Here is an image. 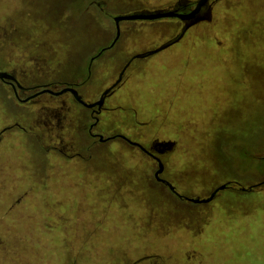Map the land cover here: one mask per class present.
<instances>
[{
    "label": "rangeland",
    "instance_id": "1",
    "mask_svg": "<svg viewBox=\"0 0 264 264\" xmlns=\"http://www.w3.org/2000/svg\"><path fill=\"white\" fill-rule=\"evenodd\" d=\"M176 1L0 0V66L43 61L50 80L82 81L91 56L115 38L116 16ZM120 27L81 88L88 101L132 56L181 31L169 20ZM106 104L114 108L99 133L176 142L161 157L162 178L181 195L264 181V0H221L182 42L135 59ZM80 112L77 104L73 119ZM44 118L0 83V130L16 121L35 129L6 133L0 147V264H264V185L194 204L157 183V164L118 140L65 137L83 158L45 153L47 138H29L43 137Z\"/></svg>",
    "mask_w": 264,
    "mask_h": 264
},
{
    "label": "flooded vegetation",
    "instance_id": "2",
    "mask_svg": "<svg viewBox=\"0 0 264 264\" xmlns=\"http://www.w3.org/2000/svg\"><path fill=\"white\" fill-rule=\"evenodd\" d=\"M198 1L199 0H178L174 3L169 4L167 7H160V8H156V9H148L147 8L145 10L136 11L134 13L174 11V12H178V13L188 14L196 7ZM220 1L221 0H208L207 3L202 7L200 13H198L196 15V17L194 19H191V20H180L179 18L171 17V18H162V19L151 20V21L139 20L137 22L152 23V22H157V21L169 20L171 22L173 21V23L174 22L178 23L181 31H183L186 27H188V25H190L192 23L191 26L184 33L183 37L178 41V42H182L184 40L185 34L190 29H192L195 26L200 25L206 21H210L214 6ZM181 31H180V33H181ZM175 38H173V39H175ZM173 39H171V40H173ZM171 40H168V41L162 43L161 45H163V44H165ZM117 42L115 43V45L117 44ZM178 42H176V43H178ZM173 44H175V43H173ZM110 45L104 47L103 48V49H105L104 51H102L103 49H100L97 54L91 56L90 62H89V68L87 70L88 74H87V76L84 77V79L82 81H80L78 79H74L73 81H70L71 79L70 80H54V81L50 80V78H51L50 72H45L41 68V64L44 63L43 61H36V63L34 61L33 64H31L33 60L28 59L27 60L28 62H27V64L24 65V67L21 66V61L19 64H17L16 61L10 63V65H9L10 67H1L0 66V72L6 73L8 75L7 77H5L3 79L0 78V83L5 85L7 87V89H9L11 91L13 97L15 98V100L19 104H28L31 107H34L35 110L43 112L44 117H45L44 119H46V121L44 122L46 129L42 130L44 132V134H42L43 137H41L39 134L30 136L31 131L34 128L30 127L29 129H27L26 127H24L22 125V123L17 122V121L15 123H13L12 125H7V126L3 127L0 130V147L2 145H4L5 142L8 141L7 138L4 137V135L6 133L14 131V129L23 131L27 134L29 133L30 135H28V136H30L29 138L31 140L35 139V141H36L38 139L42 140L43 138H45V139L47 138L49 140L48 141L49 143H48L47 148L45 150H43L45 153H47V154H49V153H60L64 157H68V158H83L85 151L82 150V152L69 153V152L73 151V149H72L73 145H71V143H68V142L66 143L65 137H88L89 139L93 140V142L97 141L100 144H106V143L118 140V141H120L126 145H129L131 147L138 149V151H140L141 153H143L147 157L151 158L157 164V168H158V163H157L155 158L159 157L161 159V157L173 152L175 149V145H176L175 141H174L175 145H174L172 150H163V152L160 153L157 151V149H160V148H156L155 143L158 141H167V140L155 139V140L151 141L150 145L145 146L142 143H140L136 140H133L132 138H130V136H127L124 134L115 133V134H110V135H104L103 133H99L97 131V128L99 127V124L101 121V117L103 115H105L106 111L114 108L111 106V104H106V101L108 99H111L116 94V91L123 85L124 76H125L129 67L125 71V73L122 77V80L119 82V84L114 86L112 88V90L109 92V94L106 96L104 104L100 109L98 108V106L93 107V108H88V107L84 106L82 103L77 101L75 99V97L72 95V93L69 91L64 92L62 94H59V95L55 94L57 92L62 91L63 89L73 88L79 93V95L83 98V100L86 103L97 102L101 98L103 92L106 89L112 87L117 80L114 83H112L110 86L105 88V90H103L102 93L100 94L99 98L95 101L86 100L84 98V96L81 94V88L85 87V85H87V83L89 81H91V79L93 77L94 62L96 61V59L101 57L105 51L111 49V48H108ZM172 45H170V46H172ZM146 52H148V51H145L143 53H146ZM139 54H141V53H139ZM131 58H133V56ZM144 58H146V57H144ZM23 68H27V69H23ZM120 73H119V75H120ZM119 75H118V77H119ZM118 77H117V79H118ZM38 78H40V80H38ZM32 79H34V80H32ZM77 104L83 106L87 110V113L80 112V114L81 113L82 114L79 115L78 118H76L77 121L79 120V122H77L75 119H73L74 114L72 113V110L74 108H76ZM73 120L76 123H74ZM34 131H35V129H34ZM101 137H102V139H101ZM133 143L140 144L141 146H143L145 148V150H143L138 145H135ZM162 174L160 175L161 178H162ZM156 182L167 187L165 184H163L161 182H158V181H156ZM227 183H230L231 188H236L237 185L235 183H239V182L230 181ZM170 192L173 195H175L172 191H170ZM179 199H181V198H179ZM182 200H184V199H182Z\"/></svg>",
    "mask_w": 264,
    "mask_h": 264
},
{
    "label": "water",
    "instance_id": "3",
    "mask_svg": "<svg viewBox=\"0 0 264 264\" xmlns=\"http://www.w3.org/2000/svg\"><path fill=\"white\" fill-rule=\"evenodd\" d=\"M207 1L208 0H199L197 2L196 7L188 14L178 13V12H174V11H158V12H148V13H146V12H138V13H134V14L131 13V14H127V15L116 16L114 18V21H113V22H115L116 35H115V38H114L113 42L111 43V45L108 48H112L115 45V43L118 41V39L120 37V34H121L120 23L122 21H133V22L134 21H139V20H149V21H151V20H158V19H162V18H171V17H176V18H179L180 20H191V19H194L198 13H200L202 7L207 3ZM191 24L188 25V27H186L183 31H181V33L175 39H173V40L161 45L160 47H158V48H156L154 50L148 51L146 53H141V54L134 55L133 58H131L128 61V63L124 66V68L122 69V71H121L117 81L114 83V85L112 87L106 89L103 92L101 98L97 102L86 103L83 100V98L79 95V93L73 88H66V89H63L60 92L55 93V94L59 95V94H62L64 92L69 91V92L72 93V95L75 97V99L77 101H79L80 103H82L84 106H86L88 108H93V107L98 106V108L100 109L103 106V104H104L106 96L109 94V92L112 90V88L114 86L119 84V82L122 80V77H123L125 71L127 70L129 65L135 59L144 58V57H148V56L154 55V54H156V53L168 48L173 43L178 42L183 37V35L186 32V30L191 26ZM104 50L105 49H103L102 51H104ZM7 76L8 75L6 73L0 72V78L1 79L5 78ZM101 139H102V137H101ZM133 144L138 145L140 148L145 150V148L143 146H141L140 144H138V143H133ZM174 145H175V142L174 141H170V140L158 141V142L155 143V147L156 148H160V149H157V151L160 152V153L163 152V150H172ZM155 159H156V161L158 163V168H157V170L155 171V174H154V177H155L156 181L165 184L170 189V191H172L178 198L184 199L185 201L192 202L194 204H207V203L212 202L221 191H224L226 189L231 188L230 183L221 184L217 188H215L210 193V195L208 197H206V198H199V197L193 198V197H187V196L181 195L180 193H178L176 191L175 187L169 181H167V180H165V179L160 177V175L164 171V164H163L162 160L159 157H156ZM235 184L238 186V189L241 192H251L256 187L264 185V181H262L260 183H257L255 185L248 186V187H244V186H242L239 183H235Z\"/></svg>",
    "mask_w": 264,
    "mask_h": 264
}]
</instances>
